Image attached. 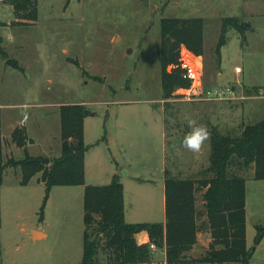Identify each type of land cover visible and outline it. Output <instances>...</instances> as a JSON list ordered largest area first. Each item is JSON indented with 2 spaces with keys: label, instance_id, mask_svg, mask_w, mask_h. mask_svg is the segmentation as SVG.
Wrapping results in <instances>:
<instances>
[{
  "label": "rangeland",
  "instance_id": "rangeland-1",
  "mask_svg": "<svg viewBox=\"0 0 264 264\" xmlns=\"http://www.w3.org/2000/svg\"><path fill=\"white\" fill-rule=\"evenodd\" d=\"M38 10L37 20L20 22L10 1L0 0L2 134L8 139L26 115L29 137L36 142L32 149L48 147L59 156L60 106L86 105L85 185L108 184L118 172L127 222L164 220L165 169L189 177L209 165L211 138L199 153L181 146L190 131L188 120L238 135L245 124L264 118V0H38ZM164 17H204L199 55L204 83L233 85L234 97L210 100L181 88L163 99L158 44ZM225 17H238V28L224 27ZM105 134L109 141L102 140ZM11 146L9 141L7 150ZM23 151L14 148L15 156ZM239 173L246 178L247 245L254 248L250 264H264V238L255 244L257 226L264 225V179L254 178L253 165ZM39 174L23 184L20 170L6 169L0 264H79L85 187L54 186L40 219L46 186ZM197 197L204 209L202 191ZM36 228L47 236L41 238ZM31 230L40 239L31 238ZM211 239L203 228L188 254L205 255ZM151 249V260L143 264H168L157 248Z\"/></svg>",
  "mask_w": 264,
  "mask_h": 264
},
{
  "label": "trees",
  "instance_id": "trees-1",
  "mask_svg": "<svg viewBox=\"0 0 264 264\" xmlns=\"http://www.w3.org/2000/svg\"><path fill=\"white\" fill-rule=\"evenodd\" d=\"M9 1L18 21L38 19V0ZM237 22L238 17H225L223 26L231 23L238 28ZM204 25V17L162 18L158 56L163 99L190 86L181 66V49L185 45L197 55L204 53ZM223 44V40L218 43V52ZM169 65L172 70H168ZM89 114L82 103L60 106L62 152L49 157V163L28 153L27 129L17 126L12 139L18 146H25L26 157L4 161L0 107V222L1 187L7 167L21 166L23 184L41 173L46 195L40 219L53 186L86 183L85 158L90 146L85 142L84 122ZM209 132L210 163L198 175L180 177L165 169V222H127L125 190L118 174L108 184H86L84 251L79 264H143L152 258V243L166 249L168 264H250L254 248L247 245L246 178L239 170L253 165L254 178L264 179V118L245 124L238 135L224 134L216 125ZM102 140L108 141L107 134ZM200 191L204 209L197 206ZM203 228L211 234L209 249L201 257H191L188 252L197 244ZM263 238L264 225H258L255 244Z\"/></svg>",
  "mask_w": 264,
  "mask_h": 264
},
{
  "label": "built area",
  "instance_id": "built-area-1",
  "mask_svg": "<svg viewBox=\"0 0 264 264\" xmlns=\"http://www.w3.org/2000/svg\"><path fill=\"white\" fill-rule=\"evenodd\" d=\"M181 66L184 70V75L191 81L189 87L182 88L188 95L201 96L210 100H224L235 96L236 89L233 85H205L203 62L199 55L185 45L181 49ZM240 70L241 68L238 67V71ZM151 247L155 249L156 245L152 243Z\"/></svg>",
  "mask_w": 264,
  "mask_h": 264
},
{
  "label": "crops",
  "instance_id": "crops-1",
  "mask_svg": "<svg viewBox=\"0 0 264 264\" xmlns=\"http://www.w3.org/2000/svg\"><path fill=\"white\" fill-rule=\"evenodd\" d=\"M17 20V19H16ZM10 22H8V24H9ZM0 27H2V26H0ZM257 88H258V90L260 91V92H262V90H263V87L262 86H260V85H258V86H256ZM0 107H1V111H2V113H3V108H2V106L0 105ZM25 117H26V115L24 116V118L21 120V122L20 123H18L17 125H14V127H12V129L10 130V137L8 138V139H5V137L3 136V134H2V138H3V159H4V161H6L9 157H15L16 159H23V158H25L26 157V152H25V146H18L14 141H13V139H12V132H13V130L17 127V126H19V125H21V124H25V126H26V119H25ZM214 122V121H213ZM3 123V122H2ZM216 124H219V121L218 122H216ZM220 127H221V125H220ZM26 129H27V133H28V136H29V130H28V128H27V126H26ZM60 130H61V118H60ZM29 141H28V144L26 145V148H27V151H28V153L31 155V156H35V157H37V156H48V157H57L55 154L53 155L52 153H54L53 152V150L51 149V148H48V147H43L42 149H35V150H33L32 149V145H36V142H35V140L34 139H31L30 137H29ZM61 140H62V130H61ZM6 141H7V144H8V142L10 141L11 142V144H12V146H11V148H10V150H7V144H6ZM108 141H109V138H108ZM14 148H18L19 150L20 149H23L24 151H23V154H21L20 153V155L19 156H15V154H14ZM61 152H62V149H61ZM88 153V152H87ZM87 153H86V155H87ZM61 155V154H60ZM59 155V156H60ZM165 166V165H164ZM7 169V168H6ZM6 169H5V172H4V177H3V184H2V186L4 185V181H5V175H6ZM15 170L17 171V172H19V170L21 171V173H22V169H21V166H17V167H15ZM85 172H86V177H87V169H86V158H85ZM39 174V173H38ZM115 174H119L118 172H114V174L112 175V178H113V176L115 175ZM163 174H164V169H163ZM41 174H39V176H40ZM39 176H38V178H37V180H39ZM32 179V178H31ZM112 180V179H111ZM164 181H165V174H164ZM30 182V181H29ZM56 186V185H55ZM79 186H86L85 184H79ZM54 187V186H53ZM53 187H52V189H53ZM83 188V187H82ZM51 189V190H52ZM165 191V190H164ZM85 192V191H84ZM164 207H165V194H164ZM165 214H166V211H165ZM165 220H166V215H165V218H164V220H162L161 222H165ZM33 230V229H32ZM32 230H31V238H33V235H32ZM36 231L38 232V233H40V235H41V238H44V237H46L47 236V232L45 231V230H43V229H40V228H36ZM34 239V238H33ZM37 239H40V238H37ZM37 239H34V240H37ZM157 248V249H156ZM156 250H158V251H160V253L163 255V257L161 258L162 260H163V262L164 263H167L166 262V249L164 248V247H157L156 246ZM155 249H153V250H155ZM155 252V251H154Z\"/></svg>",
  "mask_w": 264,
  "mask_h": 264
},
{
  "label": "clouds",
  "instance_id": "clouds-1",
  "mask_svg": "<svg viewBox=\"0 0 264 264\" xmlns=\"http://www.w3.org/2000/svg\"><path fill=\"white\" fill-rule=\"evenodd\" d=\"M188 127L190 131L184 135L181 146L189 152L199 153L210 138L209 129L195 120H188Z\"/></svg>",
  "mask_w": 264,
  "mask_h": 264
},
{
  "label": "water",
  "instance_id": "water-1",
  "mask_svg": "<svg viewBox=\"0 0 264 264\" xmlns=\"http://www.w3.org/2000/svg\"><path fill=\"white\" fill-rule=\"evenodd\" d=\"M42 161L45 162V163H49L50 162V158L49 157H44L42 159ZM32 235H33V238H34L35 232H33Z\"/></svg>",
  "mask_w": 264,
  "mask_h": 264
},
{
  "label": "bare ground",
  "instance_id": "bare-ground-1",
  "mask_svg": "<svg viewBox=\"0 0 264 264\" xmlns=\"http://www.w3.org/2000/svg\"><path fill=\"white\" fill-rule=\"evenodd\" d=\"M36 234H39L38 232H36Z\"/></svg>",
  "mask_w": 264,
  "mask_h": 264
}]
</instances>
